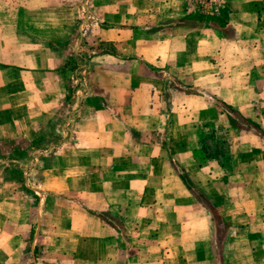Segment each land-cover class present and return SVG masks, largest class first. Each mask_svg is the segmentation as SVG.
<instances>
[{"label":"crops","instance_id":"0c3cea01","mask_svg":"<svg viewBox=\"0 0 264 264\" xmlns=\"http://www.w3.org/2000/svg\"><path fill=\"white\" fill-rule=\"evenodd\" d=\"M99 4L106 10L96 20L102 39L122 45L125 60L105 69L110 77L106 85L115 89L114 95L93 97L92 117L126 118L138 126L144 121V127H112L104 135L96 128L92 141L98 139L88 149L101 161L91 159V171L85 169L88 158L80 157L75 172L61 171L49 184L43 175L38 179L41 207L18 204L6 214L1 205L0 259L9 249L12 264H264V80L259 75L264 65V31L255 28L247 40L205 36L181 18L188 13L189 0ZM16 24L14 32L0 30V144L4 148L12 142L9 137L28 134L41 114L51 118L52 106L68 100L58 65L37 68L35 59L23 64L17 57L20 39L52 41L62 26L36 35L30 23L27 29ZM240 39H251L252 44L243 53L248 65L241 80L232 85L220 69L230 47ZM214 43L220 49L217 61L209 57ZM236 52L241 56L239 48ZM163 73L186 74L189 88L205 92L176 95L167 102L169 112L154 109L151 91L165 85ZM20 75L28 79L21 80ZM39 77L47 80L43 93L36 90ZM137 92L143 94L141 100L135 97ZM230 109L257 124L261 136L253 133L247 138L249 130L242 121L229 118ZM161 128L172 132L168 144L156 135ZM207 130L234 140L228 166L205 157L200 136ZM176 136L183 139L180 147ZM226 167L227 175H214ZM51 191L53 200L47 193ZM214 201L220 214L212 208Z\"/></svg>","mask_w":264,"mask_h":264},{"label":"rangeland","instance_id":"374dc122","mask_svg":"<svg viewBox=\"0 0 264 264\" xmlns=\"http://www.w3.org/2000/svg\"><path fill=\"white\" fill-rule=\"evenodd\" d=\"M105 1L0 0V30H6L7 33L15 31L18 27L16 22H19L20 28L24 29H27V23H30V27L34 28L36 35L43 34L44 29H57L55 26L58 24L62 26V30H55L57 38L52 41L40 38L35 40L20 39V54L17 57L23 64L35 59L37 68H45L50 64L58 65L61 70L58 77L68 91V100L63 101L64 104L52 106L51 118L41 114L40 118L33 121L28 134L22 132L18 136L9 137L8 139H12V142H7L5 148L0 144V207L3 205L6 214H11L13 206L18 204L22 206L37 204L41 207L40 197L43 194L39 192L41 188H38L37 183L42 175L48 184L49 182L53 183L54 178L62 174L61 171L63 173L66 170L75 172L76 169L73 168L80 157L88 158L85 169L91 171V159H95L96 162L101 161L99 154L95 156L88 149L98 139L92 141L96 136V128L100 129L104 135L108 132V128L118 129L123 125L129 128L130 125L135 124L126 118H124L125 120L123 118L109 119L107 115L93 118L91 113L92 104L90 102L93 97L103 98L111 96L110 94L114 95L115 89L107 87L110 78L107 70L111 69L114 64L124 63L125 60L121 53L122 45H115L112 40L102 39L104 34L96 20L99 15L106 12L103 7L99 6V3L102 4ZM34 3L35 5H33ZM237 3L240 5L242 3V5L234 6ZM181 18L183 21L187 20L195 30L203 32L205 36L215 35L219 38L224 36L231 39L242 37L247 40L246 36L251 38L252 30L255 28L260 27L261 31H264V0H238V2L236 0H189L188 13ZM28 19L30 22H27ZM64 25L67 28L65 31L63 30ZM243 39H240L237 45L230 47L229 54L226 56L227 60L223 58L224 65L220 69V74L228 84H238L244 68L248 65L244 64L247 62L248 56L243 53H247L246 50L252 44V40L246 42ZM46 43L51 45L47 47ZM236 48L240 49L241 56L240 52H236ZM211 49L212 53L209 57L217 61L216 57L219 56L220 49L217 48L216 43ZM29 51H35L36 55H28ZM47 52L49 55L46 54ZM105 54H115V57L108 58ZM237 60L238 62H236ZM228 62L230 63L226 64ZM262 68L259 75L264 80V65ZM116 78L121 79V76L117 75ZM20 79L27 80L28 77L20 75ZM189 80L190 78H187L183 73L173 76L164 74L165 85L156 91H151L153 108L169 112L167 102L176 95L184 92H205L201 89L189 88L186 84ZM36 82L37 91L43 93L47 90L46 79L39 77ZM22 91L26 92V87L22 88ZM142 95L141 92H137L135 97L141 100ZM137 106L140 109L138 104ZM43 108L45 107L43 106ZM93 108L99 109L95 105ZM229 118L242 121L244 127L250 132L247 138H250L253 133L261 136V128L257 124L240 118L234 110H229ZM135 126L137 129L143 128L144 121L140 122L139 126L136 123ZM171 133V130L161 128L157 130L156 135L162 139L164 144H168L169 137L171 136L173 139ZM145 136L149 139L154 138V135L150 136V134ZM103 139L107 142L106 136ZM174 140L176 146L180 147L183 139L176 136ZM233 141L230 138H218L214 130H207L200 136L205 157L220 159L224 166H228L230 163V150L233 148ZM104 147L107 149L109 146L104 145ZM80 148L82 152L78 151ZM104 157L107 159V154ZM43 170L46 171V174L40 173ZM227 170L226 167V171L223 169V171L215 172L214 175L219 173L224 177L223 174H226ZM181 172L183 177L188 179L185 169H181ZM45 177L47 178L45 179ZM193 189L199 194L196 188ZM47 193H50L48 195L52 196L53 200L54 195L51 193L54 194V191ZM212 208L220 214L219 203L214 201ZM34 222L37 223V221ZM11 231H7V233L10 234ZM31 238L32 236H29L25 241L27 245L30 244ZM2 255L3 259H0L2 261L0 264H12L11 250L5 249Z\"/></svg>","mask_w":264,"mask_h":264}]
</instances>
